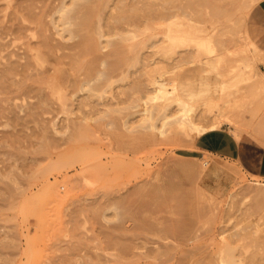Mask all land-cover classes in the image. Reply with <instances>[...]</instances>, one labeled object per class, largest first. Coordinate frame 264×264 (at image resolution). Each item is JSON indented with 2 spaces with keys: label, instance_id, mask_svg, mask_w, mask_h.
Here are the masks:
<instances>
[{
  "label": "rangeland",
  "instance_id": "374dc122",
  "mask_svg": "<svg viewBox=\"0 0 264 264\" xmlns=\"http://www.w3.org/2000/svg\"><path fill=\"white\" fill-rule=\"evenodd\" d=\"M261 1L0 0V264H264Z\"/></svg>",
  "mask_w": 264,
  "mask_h": 264
},
{
  "label": "crops",
  "instance_id": "0c3cea01",
  "mask_svg": "<svg viewBox=\"0 0 264 264\" xmlns=\"http://www.w3.org/2000/svg\"><path fill=\"white\" fill-rule=\"evenodd\" d=\"M254 7L249 23L257 35L260 51L264 52V0ZM195 148L239 161L250 173L264 178V146L251 138L243 136L237 140L227 130H210L196 139Z\"/></svg>",
  "mask_w": 264,
  "mask_h": 264
},
{
  "label": "bare ground",
  "instance_id": "6f19581e",
  "mask_svg": "<svg viewBox=\"0 0 264 264\" xmlns=\"http://www.w3.org/2000/svg\"><path fill=\"white\" fill-rule=\"evenodd\" d=\"M221 1H223V0H221ZM224 1H227V0H224ZM260 1V0H259ZM250 2H251V0H250ZM224 3V2H223ZM226 3H228V2H226ZM254 5V4H253ZM250 6H252V5H250ZM222 9V8H221ZM171 11H173V10H171ZM220 11V10H219ZM175 12V11H174ZM173 13V12H172ZM172 13L170 14V12H169V14L170 15H172ZM168 14V15H169ZM25 60V59H24ZM23 67V66H22ZM232 68V67H231ZM230 68V69H231ZM229 69V70H230ZM233 69V68H232ZM231 69V70H232ZM230 70V71H231ZM234 70V69H233ZM232 70V71H233ZM231 71V72H232ZM235 71V70H234ZM234 71L231 73V74H233L234 73ZM221 73V72H220ZM230 74V75H231ZM248 74V73H247ZM229 75V76H230ZM218 76H220V77H222L221 75H219V73H218ZM232 76V75H231ZM248 76V75H247ZM227 78V77H226ZM231 79V78H230ZM223 81H221L220 82V84L222 83ZM224 84V83H223ZM164 85H166V84H164ZM164 91H167V90H164ZM190 92V91H189ZM187 95V94H186ZM189 95V94H188ZM191 95V94H190ZM175 97V99H176V97H177V95L176 96H174ZM173 97V98H174ZM189 97V96H188ZM191 97V96H190ZM193 97V96H192ZM173 98H172V101L171 102H173V103H175V104H173L172 103V105L171 106H175V105H177L178 106V109H180V111H182L183 112V114L184 115H189V112H191L192 111V109H193V106L190 104V103H187L188 102V100H187V102H184L183 100H181L182 98H180V97H178V99L176 100V102L178 103V104H176V102H174L173 101ZM171 99V98H170ZM174 99V100H175ZM184 99V98H183ZM193 99V98H192ZM220 99V98H219ZM191 100V99H190ZM211 102H213V101H211ZM215 102V101H214ZM217 103V102H216ZM171 104V103H170ZM170 104H168L167 105V107H166V111H164V110H161V108L160 107H158V106H156L158 109H156L155 111H154V109H150V108H143L142 110H141V113L140 112H138V113H140V114H142V116L144 115V116H146L147 114H151L152 116L154 115V114H157V117H160V116H162L161 117V120L163 119V120H166V119H168V118H170L171 116L170 115H167V108H168V111H169V105ZM212 104V103H211ZM170 106V107H171ZM209 106V108H210V104L208 105ZM162 108H164V107H162ZM216 108V107H215ZM182 112H180V113H182ZM212 113H213V111H211ZM153 113V114H152ZM212 113L210 114V116L212 115ZM206 115H208L207 113H206ZM222 115V114H221ZM143 116V117H144ZM156 116V115H155ZM176 116H178V115H176ZM205 116V114H202V116L201 117H204ZM217 115H215V117H216ZM220 116V115H219ZM177 118V117H176ZM207 117H204L203 119H206ZM220 118H222V117H220ZM219 118V119H220ZM160 119V118H159ZM207 119H210V118H207ZM212 119V118H211ZM217 119V118H216ZM171 120H172V118H171ZM175 120V119H174ZM176 121V123L177 124H179L180 126H185L186 124H189V126L191 127V128H193V129H195L196 131H197V133L198 134H204L205 132H207L208 130H216L217 129V126L216 125H214V124H212V126H210V128H205V127H202V126H200V125H198V124H196L195 122H193V120H190V119H182V120H180V119H178V120H175ZM215 121V120H214ZM165 122V121H164ZM171 122V121H170ZM218 122V121H217ZM221 122V121H220ZM142 123V122H141ZM141 123H140V125H141ZM145 123H143V125H144ZM164 124V123H163ZM218 126H219V124H218ZM138 127V126H137ZM151 127V126H150ZM152 127H154V126H152ZM206 127H208V126H206ZM135 128V127H134ZM133 128V129H134ZM147 129V128H146ZM151 128H149V130H150ZM157 130L156 132H159V134L161 135V136H163L164 135V131H163V129H161V128H158L156 125H155V128H154V130ZM165 129V128H164ZM236 132V131H235ZM239 132V131H238ZM241 132V131H240ZM239 132V133H240ZM242 133V132H241ZM157 134V133H156ZM152 135V134H151ZM240 136V135H239ZM238 135H237V137H239ZM241 137V136H240ZM239 137V138H240ZM261 144V143H260ZM166 151V150H165ZM194 160H195V158H194ZM193 161V160H192ZM202 162V161H201ZM203 163V162H202ZM206 164V163H205ZM208 165V164H207ZM200 169V168H199ZM251 188V187H250ZM249 187H248V189H250ZM257 189V188H256ZM133 190V189H132ZM137 190H138V188H137ZM263 189H261L260 191H262ZM155 191V190H154ZM244 191V190H243ZM245 191H248V190H246L245 189ZM157 192V191H156ZM249 192H252V191H249ZM248 192V193H249ZM256 192V191H255ZM259 192V191H258ZM170 194V193H169ZM250 194V193H249ZM246 195H248L247 193H246ZM157 196H159V195H157ZM260 196V195H259ZM132 197V196H131ZM255 197V196H254ZM258 197V196H257ZM261 197V196H260ZM169 198V197H168ZM256 198V197H255ZM173 201V200H172ZM246 202V201H245ZM174 207V206H173ZM179 211V210H178ZM189 224V223H188ZM191 224V223H190ZM192 224H193V222H192ZM193 226V225H192ZM154 228V227H153ZM183 228V227H182ZM200 228V227H199ZM191 229H193V228H191V227H189V230H191ZM195 229V228H194ZM192 231H194V230H192ZM188 232H190V231H188V229H187V232H186V234H188ZM195 233H196V230L194 231ZM182 233V232H181ZM190 233H193V232H190ZM192 235H194V233L192 234ZM191 235V236H192ZM196 235V234H195ZM187 236V235H186ZM189 237V236H188ZM187 237V238H188ZM198 236H196V238H197ZM186 238V239H187ZM190 239H194V238H190ZM198 239V238H197ZM183 240V239H182ZM162 247V246H161ZM191 252V251H190Z\"/></svg>",
  "mask_w": 264,
  "mask_h": 264
}]
</instances>
